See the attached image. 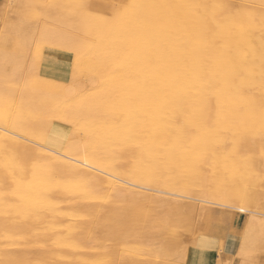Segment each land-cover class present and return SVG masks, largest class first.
Returning a JSON list of instances; mask_svg holds the SVG:
<instances>
[{
	"label": "bare ground",
	"instance_id": "1",
	"mask_svg": "<svg viewBox=\"0 0 264 264\" xmlns=\"http://www.w3.org/2000/svg\"><path fill=\"white\" fill-rule=\"evenodd\" d=\"M125 1L104 22L89 0H67L31 37L73 52L77 78L85 59L106 65V82L76 85L73 97L40 92L37 61L0 82L16 97L0 111V264L177 259L188 247L178 227L197 228L193 204L144 188L264 209L252 198L264 197V0ZM0 10L39 20L22 0ZM53 121L80 136L66 139ZM241 199L247 208L233 204ZM259 250L264 219L252 215L229 257L247 264Z\"/></svg>",
	"mask_w": 264,
	"mask_h": 264
},
{
	"label": "rangeland",
	"instance_id": "2",
	"mask_svg": "<svg viewBox=\"0 0 264 264\" xmlns=\"http://www.w3.org/2000/svg\"><path fill=\"white\" fill-rule=\"evenodd\" d=\"M17 1L19 2L20 0H17ZM89 2L95 6L100 7V11L98 12L102 14L101 16H103L104 22H107L109 18H112L115 16L114 14H116L118 9L122 10L126 1L125 0H89ZM66 3H67V0H22L23 11H34L36 13V17L35 16L34 17L38 18L39 19L38 21H36L34 18L30 20L29 18L27 19L26 14L21 13V11L14 12L12 10L14 14L12 12L10 14H5L3 16L2 15L0 16V71H1L0 72V82L8 83L7 77L9 76L10 77L17 76L15 78H18L20 76H25L27 74L25 72H29L31 65H33L35 61H37L39 64V70H38L39 74L34 79L33 85L40 92L49 93L51 95H56L59 97H62V96L73 97L74 96L73 89L76 85L84 88L87 86V84L89 85V83L91 84L92 82H94L95 78L98 80L104 81V82L107 81V78L109 76V71L106 65L98 64L91 58L85 59L80 65L82 72H83L82 76L77 78L74 73L75 72L74 71L75 55L73 54V52H69L66 50H60L54 47H50L46 44L44 45L35 44L34 38H31L33 36L32 34L35 33L36 28H39L45 25V23L43 22L44 21L43 17H42L45 11L49 14V11L53 9L52 7L58 6L62 8L65 6ZM6 6H9V4H6ZM45 6H47V8ZM35 25H37V27ZM21 30L25 32L23 33ZM21 33L22 35H20ZM29 35L30 37H28ZM35 36L36 35H34L33 37ZM27 41L28 42L31 41V43L33 44L31 45L33 47L30 45V43L27 44L28 43ZM14 42L15 43L23 42L24 47H22V49L15 48ZM28 50L31 52L29 53L30 57L27 56L28 55L27 53L29 52ZM27 58H28V61H30L29 62L30 65L28 64V61L25 62ZM15 78L10 79V83H14L13 81ZM14 91H16V89ZM3 96L4 95L2 94L0 90V102L3 103V105H1L2 103H0V106H2L0 108V111L3 110L2 112H6L5 109L13 108L16 97L12 96V93H10L9 95H5L4 97ZM6 99H8V102H6ZM9 99H11L13 102H11V100ZM6 106L8 107L10 106V107L8 108ZM48 127H50V129L53 130L54 132H59L66 139H69V136L71 137L74 133L75 134L77 133L78 136H80L81 134L80 132L75 130L70 125H64L56 121L50 122V125L47 126V128ZM144 191H146L147 193L148 191H150L151 193L149 194H153L154 197L170 198L172 196L174 199L179 198V200L182 199L184 202L187 201V202L192 203L193 204L192 209H191L193 211L192 220L195 224L194 226L195 227L197 226V228L196 229L194 228L193 231H185L184 229L182 230V228H179V227L177 229V230L180 229V232L177 231V233H179V237L182 238L180 239V241L182 240L186 244V247L188 246L187 248L185 247L188 250V252L185 251L186 249L184 248H183L184 249L183 251L182 249H180L179 245H182V246H185V245L183 244V242L181 243L180 241H178V243L180 242V244H177L176 242V245H177L176 247L177 248L179 247L178 252L181 251L182 252L181 254L183 256L180 254L181 257L178 255L179 259L178 258L176 259V257H174V260L170 258L172 262L170 261L169 258L167 259V257L163 256L162 259L161 257L157 259L158 262H156V260L154 261L156 262V264L160 263L161 261L166 262V264L167 263L168 264H175V263L176 264L177 263L179 264H183V263H186V264H236V263L240 264L242 263L240 260L236 258L232 259V257H229V256L233 255L236 252L239 246V238L243 234L250 216L256 215L264 219V209L255 210L252 208H247L248 203L244 199L237 200L233 204H236V206L240 208H244V209L247 208L251 212L250 214L247 212L249 216L245 211H241V214H240L239 213L240 210L238 211V209L231 208L232 203L229 205L231 207H223V206L213 205L214 202H212L213 204L211 202H210L211 204H205L202 201L201 197L200 199H198L199 197L195 198V197L182 196V195H179L177 197V195H174V193H171V192L169 193L168 191L158 192L159 190L149 189V188H144ZM168 195L170 196L168 197ZM254 196H257V195H253L252 198L254 201H256L259 204L260 203L264 204V197L262 195L261 197L259 196L254 197ZM175 200H178V199H175ZM198 202L200 204H197ZM201 205L202 206L207 205V207H210L209 209L210 211L207 214H204L202 211H200L202 210ZM198 206H199V209H197ZM234 209L235 211H233ZM221 211H222V214L220 216ZM209 215H210L209 217L210 220L207 219L208 218L207 216ZM205 216L206 218H204ZM196 218L197 219L199 218L198 219L199 221ZM205 219L208 220V222ZM202 220H205L204 222L207 223L206 226H204V223ZM196 221L199 222V225L197 224ZM158 227H157L158 229H154V228L152 229H154L155 231V230H160L163 228V226L161 225H158ZM203 228H205V230ZM221 241H223L222 246L220 243ZM190 243L191 245H188ZM174 251L175 253L177 252V250H174ZM183 252L185 253L187 252V257H185L186 254ZM231 259L233 260L234 263L232 262ZM252 260H254L255 262L254 261L252 262ZM152 261H150L151 262L150 264L154 263ZM247 262H249L247 264H250L251 262L255 264H264V251L263 250L257 251L256 257L251 259V261H247ZM146 264H148V262Z\"/></svg>",
	"mask_w": 264,
	"mask_h": 264
},
{
	"label": "crops",
	"instance_id": "3",
	"mask_svg": "<svg viewBox=\"0 0 264 264\" xmlns=\"http://www.w3.org/2000/svg\"><path fill=\"white\" fill-rule=\"evenodd\" d=\"M3 1L4 0H0V9L2 8V6H3ZM1 11V10H0Z\"/></svg>",
	"mask_w": 264,
	"mask_h": 264
}]
</instances>
